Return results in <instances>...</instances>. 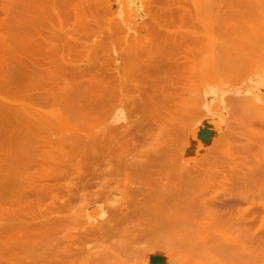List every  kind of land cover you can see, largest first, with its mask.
Instances as JSON below:
<instances>
[{
	"label": "rangeland",
	"instance_id": "374dc122",
	"mask_svg": "<svg viewBox=\"0 0 264 264\" xmlns=\"http://www.w3.org/2000/svg\"><path fill=\"white\" fill-rule=\"evenodd\" d=\"M42 2L0 0V34L29 42L11 104L37 160L0 208V264H264V108L178 109L166 54L117 78L96 40L125 28L112 0Z\"/></svg>",
	"mask_w": 264,
	"mask_h": 264
},
{
	"label": "bare ground",
	"instance_id": "6f19581e",
	"mask_svg": "<svg viewBox=\"0 0 264 264\" xmlns=\"http://www.w3.org/2000/svg\"><path fill=\"white\" fill-rule=\"evenodd\" d=\"M5 1V15L44 7L43 0H30L31 6L24 0H19L21 4ZM112 1L120 8L117 18L125 28L118 35L117 28H104L101 33L110 39L96 40L111 50L117 78L130 79L141 72L138 68L144 63L162 64L166 54L171 76L184 84L178 109L227 112L264 108V0H163L148 12L142 11V0ZM27 43L22 34L7 30L0 34L1 213L11 210L17 176L31 172L29 165L37 161L24 138L28 110L21 103L11 104L16 94L17 47ZM13 243L12 238H0L1 255L9 254Z\"/></svg>",
	"mask_w": 264,
	"mask_h": 264
}]
</instances>
